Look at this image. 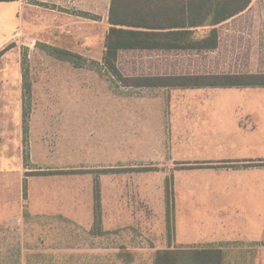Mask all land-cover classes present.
<instances>
[{
	"label": "rangeland",
	"instance_id": "obj_1",
	"mask_svg": "<svg viewBox=\"0 0 264 264\" xmlns=\"http://www.w3.org/2000/svg\"><path fill=\"white\" fill-rule=\"evenodd\" d=\"M109 2L0 0V264H153L208 245L264 264V87L116 86L98 71ZM218 29L214 54L128 50L117 64L264 72V0ZM95 180L110 221L91 235Z\"/></svg>",
	"mask_w": 264,
	"mask_h": 264
},
{
	"label": "trees",
	"instance_id": "obj_2",
	"mask_svg": "<svg viewBox=\"0 0 264 264\" xmlns=\"http://www.w3.org/2000/svg\"><path fill=\"white\" fill-rule=\"evenodd\" d=\"M251 2L252 0H110L109 27L98 71L106 74L120 88L264 87V72L126 75L117 64L119 53L128 50H215L220 41L218 25L243 12ZM200 29L206 31L198 35L197 31ZM108 170L115 169L104 171ZM93 202L90 234H105L107 231L103 230L101 220L100 186L96 180ZM114 255L117 259L120 256L118 253ZM67 256L51 261L50 264H60V261L61 264H107L104 262L105 254L101 253L72 252ZM87 256L93 257L92 260L87 259ZM113 258L115 263L116 258ZM227 263L228 252L213 245L160 249L153 256V264Z\"/></svg>",
	"mask_w": 264,
	"mask_h": 264
},
{
	"label": "crops",
	"instance_id": "obj_3",
	"mask_svg": "<svg viewBox=\"0 0 264 264\" xmlns=\"http://www.w3.org/2000/svg\"><path fill=\"white\" fill-rule=\"evenodd\" d=\"M17 33V32H16ZM16 33H13L12 35H11V37L12 36H14ZM19 34V33H18ZM17 34V35H18ZM10 37V36H9ZM9 37H7L6 39H4V40H2L1 42H0V46H2L5 42H6V40L9 38ZM220 44H221V39H220V41H219V46H218V48L217 49H215V50H209V51H207V50H204V51H201V52H195V51H162V52H176V53H190V52H194V53H198V54H204V55H210V54H214V53H216L218 50H219V48H220ZM220 72H238V71H227V70H218V71H204V70H201V71H197V72H194V71H192V72H184V73H174V74H200V73H220ZM166 74V73H165ZM171 74H173V73H171ZM52 168H57V167H51V169ZM64 168H66L67 170L68 169H71L70 167H64ZM123 168H126V167H123ZM129 168V167H128ZM60 170H62V169H60ZM72 170H73V168H72ZM115 202V201H114ZM89 205H87V209L92 213V218H93V200L91 201V202H89L88 203ZM111 203L110 202H108V201H106L105 200V198L103 197V199L101 198V220H102V228H103V230H106L105 229V225H106V223L107 222H109L110 220H109V218H108V215L110 214L109 212H110V210H109V205H110ZM89 220V222H91V220H93V219H88ZM107 228L109 229V227L107 226Z\"/></svg>",
	"mask_w": 264,
	"mask_h": 264
}]
</instances>
